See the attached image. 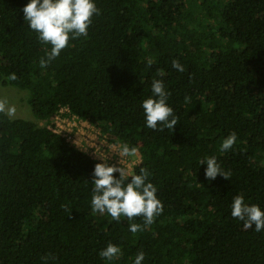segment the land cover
<instances>
[{"label": "trees", "instance_id": "obj_1", "mask_svg": "<svg viewBox=\"0 0 264 264\" xmlns=\"http://www.w3.org/2000/svg\"><path fill=\"white\" fill-rule=\"evenodd\" d=\"M27 3L0 0V83L27 91L45 123L0 107V264H106L109 243L122 252L108 264H133L139 252L143 264H264V232L245 229L230 207L241 195L264 209V0H96L87 38L43 69L50 46L28 27ZM153 77L168 90L173 131L145 127ZM61 107L137 149L130 174L147 168L164 208L153 224L133 234L127 218L93 213L102 162L54 132ZM208 156L230 179L205 178Z\"/></svg>", "mask_w": 264, "mask_h": 264}, {"label": "clouds", "instance_id": "obj_2", "mask_svg": "<svg viewBox=\"0 0 264 264\" xmlns=\"http://www.w3.org/2000/svg\"><path fill=\"white\" fill-rule=\"evenodd\" d=\"M96 0H28L23 8L24 19L28 27L37 34L41 44L50 46L46 58L40 59V67L48 65L59 57L64 49L70 46L71 40L80 37L87 38L93 17L101 14ZM148 67L153 61L147 62ZM171 67L183 73L185 67L178 59H173ZM158 76H163L162 70H157ZM168 90L163 79L153 77L151 95L141 102L145 127L152 130L173 131L178 124L174 109L168 103ZM187 99V98H186ZM237 141L236 133L223 139L220 151L233 148ZM137 149L124 144L120 154L133 157ZM206 165L205 178L210 182L218 176L230 179V173L225 171L215 156H208L199 161ZM114 173H118L117 178ZM151 173L147 168H140L139 173H129L124 167L110 166L107 163H97L93 171L91 208L93 213H107L113 221L120 222L122 218L129 221L128 230L135 234L143 227L150 226L163 211V204L157 196L158 189L149 180ZM231 217L242 221L245 229H253L257 233L264 232V209L258 204L245 203L244 197L236 195L231 203ZM142 217L144 225L133 223V219ZM118 245L109 243L99 253L108 264L121 255ZM145 253L136 254L133 264H143ZM48 264V258H44Z\"/></svg>", "mask_w": 264, "mask_h": 264}, {"label": "built area", "instance_id": "obj_3", "mask_svg": "<svg viewBox=\"0 0 264 264\" xmlns=\"http://www.w3.org/2000/svg\"><path fill=\"white\" fill-rule=\"evenodd\" d=\"M51 123L54 132L65 137L95 160L118 168H131L128 169L129 173L136 164L131 162L129 157L120 154V143L110 141L101 134L100 129L71 113L68 107H61Z\"/></svg>", "mask_w": 264, "mask_h": 264}, {"label": "rangeland", "instance_id": "obj_4", "mask_svg": "<svg viewBox=\"0 0 264 264\" xmlns=\"http://www.w3.org/2000/svg\"><path fill=\"white\" fill-rule=\"evenodd\" d=\"M27 91L21 90L14 86H4L0 83V107L4 109L12 118H24L36 121L39 125L45 122L37 120L33 115L32 109L28 103ZM131 162L137 163L140 155L129 157ZM131 169V168H128Z\"/></svg>", "mask_w": 264, "mask_h": 264}]
</instances>
